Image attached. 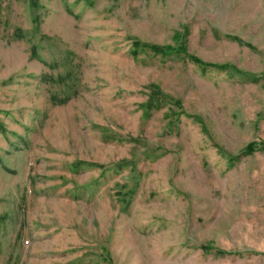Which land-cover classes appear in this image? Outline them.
I'll return each instance as SVG.
<instances>
[{
  "label": "rangeland",
  "instance_id": "rangeland-1",
  "mask_svg": "<svg viewBox=\"0 0 264 264\" xmlns=\"http://www.w3.org/2000/svg\"><path fill=\"white\" fill-rule=\"evenodd\" d=\"M0 264H264V0H0Z\"/></svg>",
  "mask_w": 264,
  "mask_h": 264
},
{
  "label": "trees",
  "instance_id": "trees-1",
  "mask_svg": "<svg viewBox=\"0 0 264 264\" xmlns=\"http://www.w3.org/2000/svg\"><path fill=\"white\" fill-rule=\"evenodd\" d=\"M153 48H154V49H158V48H156V47H153ZM167 49H169V48H167ZM167 49H166V50H167ZM158 50H161V49H158ZM248 151H249V153H252L254 150L251 148V149H249Z\"/></svg>",
  "mask_w": 264,
  "mask_h": 264
}]
</instances>
